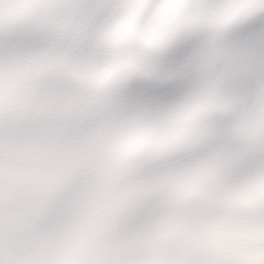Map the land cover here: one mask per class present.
<instances>
[{"label":"snow or ice","instance_id":"obj_1","mask_svg":"<svg viewBox=\"0 0 264 264\" xmlns=\"http://www.w3.org/2000/svg\"><path fill=\"white\" fill-rule=\"evenodd\" d=\"M0 264H264V0H0Z\"/></svg>","mask_w":264,"mask_h":264}]
</instances>
